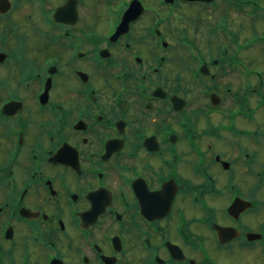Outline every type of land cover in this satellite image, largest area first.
Listing matches in <instances>:
<instances>
[{
  "label": "flooded vegetation",
  "instance_id": "1",
  "mask_svg": "<svg viewBox=\"0 0 264 264\" xmlns=\"http://www.w3.org/2000/svg\"><path fill=\"white\" fill-rule=\"evenodd\" d=\"M0 264H264V0H0Z\"/></svg>",
  "mask_w": 264,
  "mask_h": 264
},
{
  "label": "water",
  "instance_id": "2",
  "mask_svg": "<svg viewBox=\"0 0 264 264\" xmlns=\"http://www.w3.org/2000/svg\"><path fill=\"white\" fill-rule=\"evenodd\" d=\"M170 1H172V0H170ZM128 12H129V11H128ZM128 12H127V13H128Z\"/></svg>",
  "mask_w": 264,
  "mask_h": 264
}]
</instances>
